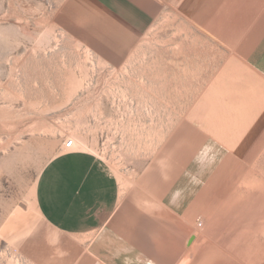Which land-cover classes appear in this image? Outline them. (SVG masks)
<instances>
[{
	"label": "rangeland",
	"instance_id": "1",
	"mask_svg": "<svg viewBox=\"0 0 264 264\" xmlns=\"http://www.w3.org/2000/svg\"><path fill=\"white\" fill-rule=\"evenodd\" d=\"M154 2L138 33L95 0H0V264L101 263L36 206L38 178L61 138L83 137L117 173L123 196L146 195L137 184L144 169L154 181L168 171L172 186L195 190L191 234L217 232L224 250L242 230L256 245L264 80L206 29L208 0ZM188 246L182 264L209 262L208 251L188 255Z\"/></svg>",
	"mask_w": 264,
	"mask_h": 264
},
{
	"label": "crops",
	"instance_id": "2",
	"mask_svg": "<svg viewBox=\"0 0 264 264\" xmlns=\"http://www.w3.org/2000/svg\"><path fill=\"white\" fill-rule=\"evenodd\" d=\"M95 1L138 33L150 25L157 12L154 0H147L148 4L136 0ZM208 1L206 29L215 38L226 41L227 47L234 48L242 61L264 80V0ZM64 141L61 138L55 156L41 171L35 188L36 206L58 233L87 241L88 254L102 264H182L185 243L189 245L188 255H194L198 249L200 255L209 252V262L192 264H264V203L256 206L261 209L254 217L256 245L243 242L247 235L240 230L234 239L239 245L234 247L235 241L230 245L226 242L224 250L219 249L217 232L209 240L205 238L204 243L197 234L190 233L196 217L192 208L194 189L169 185L176 179H170L167 171L159 173L154 181V170L146 168L137 182L140 188H148L146 195L130 190L123 196L117 173L93 151L84 149L83 137L75 138L71 150L64 148ZM140 200L155 212L141 208L142 204L137 203ZM125 218L131 219V223ZM242 218H246L243 213ZM250 218L247 215V220ZM123 220L130 225L128 229L120 225ZM148 232L150 235L146 236ZM169 236L181 239V243H170ZM157 237L159 240L154 243L146 239ZM116 238L121 240L117 242ZM123 240L126 243H121Z\"/></svg>",
	"mask_w": 264,
	"mask_h": 264
},
{
	"label": "bare ground",
	"instance_id": "3",
	"mask_svg": "<svg viewBox=\"0 0 264 264\" xmlns=\"http://www.w3.org/2000/svg\"><path fill=\"white\" fill-rule=\"evenodd\" d=\"M252 41V40H251ZM249 42V41H248ZM258 46V45H257ZM244 51V50H243ZM251 54V53H250ZM249 54V55H250ZM262 54V53H261ZM233 55V54H232ZM248 55V56H249ZM206 56V55H205ZM259 56V55H258ZM228 60V59H227ZM246 61V60H245ZM250 61V60H249ZM256 61V60H255ZM247 63V62H246ZM206 64V63H205ZM254 68V67H253ZM256 70H258L257 68H256ZM212 72V71H211ZM259 73V72H258ZM251 76V75H250ZM253 76V75H252ZM133 79V78H132ZM73 83V82H72ZM263 87V86H262ZM211 93V92H210ZM263 94H264V92H263ZM195 104V103H194ZM246 105V104H245ZM162 107V106H161ZM228 112V111H227ZM155 115V114H154ZM186 117V116H185ZM184 117V118H185ZM198 121V120H197ZM129 125V124H128ZM225 128V127H224ZM220 129V128H219ZM129 130V129H128ZM211 131H213V130H211ZM222 134V133H221ZM221 137H224V136H221ZM218 138V137H217ZM219 139V138H218ZM222 139V138H221ZM231 139V138H230ZM217 140V139H216ZM160 141V140H159ZM233 145H234V143H233ZM229 146V145H228ZM237 146V145H236ZM235 146V147H236ZM230 148H231V146H230ZM148 150V149H147ZM178 150V149H177ZM259 160V159H258ZM167 170V169H166ZM168 172V171H167ZM253 181V180H252ZM255 181V180H254ZM170 184L169 185H171L172 184V182H169ZM250 183V182H249ZM174 184V183H173ZM254 184V183H253ZM257 184V183H256ZM247 185V184H246ZM248 185H251V184H248ZM262 191H263V193H264V189H262ZM264 195V194H263ZM167 214H169V211H167ZM178 221H180V219L178 220ZM182 224V222H180L179 223V225H181ZM203 225V224H202ZM196 226H197V224H196ZM201 228V227H200ZM204 239H205V237L204 236H200V241H204ZM204 243V242H203Z\"/></svg>",
	"mask_w": 264,
	"mask_h": 264
},
{
	"label": "built area",
	"instance_id": "4",
	"mask_svg": "<svg viewBox=\"0 0 264 264\" xmlns=\"http://www.w3.org/2000/svg\"><path fill=\"white\" fill-rule=\"evenodd\" d=\"M74 146H75V141H74V139H67L65 142H64V148L66 149V150H71V149H73L74 148ZM199 225L201 226V222L199 223Z\"/></svg>",
	"mask_w": 264,
	"mask_h": 264
}]
</instances>
